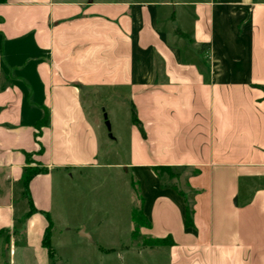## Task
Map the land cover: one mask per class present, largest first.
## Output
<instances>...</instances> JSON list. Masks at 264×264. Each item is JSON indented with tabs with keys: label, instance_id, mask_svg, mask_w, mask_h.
Here are the masks:
<instances>
[{
	"label": "crops",
	"instance_id": "1",
	"mask_svg": "<svg viewBox=\"0 0 264 264\" xmlns=\"http://www.w3.org/2000/svg\"><path fill=\"white\" fill-rule=\"evenodd\" d=\"M98 92L127 95L145 130L131 118L125 165L152 224L137 250L264 264V0H0V264H13L19 208L50 216L52 243L65 186L99 165L85 106ZM159 166L191 171L188 197ZM29 169L44 171L26 189ZM156 238L174 244L144 245Z\"/></svg>",
	"mask_w": 264,
	"mask_h": 264
},
{
	"label": "rangeland",
	"instance_id": "2",
	"mask_svg": "<svg viewBox=\"0 0 264 264\" xmlns=\"http://www.w3.org/2000/svg\"><path fill=\"white\" fill-rule=\"evenodd\" d=\"M90 100L86 103L85 99V106L91 119L96 118L100 123L96 159L99 165L84 169L82 175L78 174L65 186L64 209L53 218L55 264H154V252L137 250L143 244V237H132V210L140 204V196L131 183L134 180L139 187L140 183L135 172L125 165L134 156L131 104L127 95L118 98L109 92L94 93ZM173 172L179 173V178H172L165 172L162 183L178 186L188 197L190 192L185 181L191 171L173 169ZM19 209L16 228L12 230L16 242L13 264H31V255L37 264H50L49 250L43 244L48 226L46 215L26 217ZM82 230L85 235L81 234ZM27 236L33 247L31 252L26 248ZM4 241L2 239L0 243V260L4 257L8 262L10 251L4 248ZM99 247H103L104 252Z\"/></svg>",
	"mask_w": 264,
	"mask_h": 264
},
{
	"label": "trees",
	"instance_id": "3",
	"mask_svg": "<svg viewBox=\"0 0 264 264\" xmlns=\"http://www.w3.org/2000/svg\"><path fill=\"white\" fill-rule=\"evenodd\" d=\"M132 120L134 122V124H136L140 130L142 131L143 135H145V130L143 128V125L141 123V121L139 120V118L137 117V113L135 110V107H132ZM44 171V169H29L27 170V175L25 178V186L26 189H28V183L30 181V179L37 173ZM155 171L157 172V174L162 177V175L167 172L172 178H179L180 174L179 173H174L173 169L171 167H167V166H159L155 168ZM132 186L134 188V190L136 191V193L140 196V204L138 206H136L135 208H133L132 210V221L134 223V230L132 232V237L133 239H139L141 237V228L142 227H151L152 224L149 221V219L147 218V216L144 214L143 211V205H144V198L141 196L140 194V189L139 186L137 184V182H135L134 180H132ZM166 185L163 184V187H165ZM173 188L181 195V196H185V192L180 190L178 188V186L174 185ZM48 220H49V227L46 231L45 234V238L43 241V244L48 248L49 250V255L51 257V260L53 261V264L55 263V250L52 246L51 243V230L53 228V222L50 218V216L48 214H46ZM186 226L187 227H191L193 226V216H192V211L191 208L187 205L186 207ZM1 233V232H0ZM172 245L174 244V241L172 240V238L170 239H151V240H145L144 241V245L145 246H156V245ZM109 251V250H108Z\"/></svg>",
	"mask_w": 264,
	"mask_h": 264
},
{
	"label": "water",
	"instance_id": "4",
	"mask_svg": "<svg viewBox=\"0 0 264 264\" xmlns=\"http://www.w3.org/2000/svg\"><path fill=\"white\" fill-rule=\"evenodd\" d=\"M107 124H108V126L110 127V124H109V122H107ZM81 234L85 235V232H84V231H82V232H81Z\"/></svg>",
	"mask_w": 264,
	"mask_h": 264
}]
</instances>
